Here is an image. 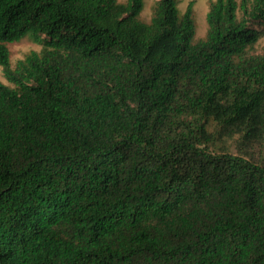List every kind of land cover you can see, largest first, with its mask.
Listing matches in <instances>:
<instances>
[{
    "label": "trees",
    "instance_id": "trees-1",
    "mask_svg": "<svg viewBox=\"0 0 264 264\" xmlns=\"http://www.w3.org/2000/svg\"><path fill=\"white\" fill-rule=\"evenodd\" d=\"M144 5L0 0V264H264V0Z\"/></svg>",
    "mask_w": 264,
    "mask_h": 264
},
{
    "label": "rangeland",
    "instance_id": "rangeland-1",
    "mask_svg": "<svg viewBox=\"0 0 264 264\" xmlns=\"http://www.w3.org/2000/svg\"><path fill=\"white\" fill-rule=\"evenodd\" d=\"M125 1V0H119ZM144 9L141 12V19L149 21L153 12V7L156 0H144ZM190 1H194V15L196 20V39L204 38L207 33V12L211 0H178V5L181 12H184ZM11 51V62L15 65L18 59L23 58L31 50H39L40 44L32 41L28 36L24 37L18 42L9 44ZM256 50L262 52L264 50V32L261 33L260 38L256 44ZM0 80L9 83L3 74V67L0 65Z\"/></svg>",
    "mask_w": 264,
    "mask_h": 264
}]
</instances>
